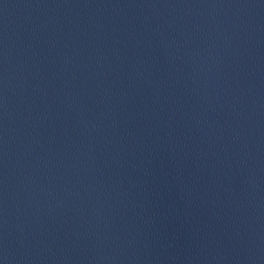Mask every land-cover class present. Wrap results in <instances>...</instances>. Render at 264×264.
<instances>
[{
	"label": "water",
	"instance_id": "1",
	"mask_svg": "<svg viewBox=\"0 0 264 264\" xmlns=\"http://www.w3.org/2000/svg\"><path fill=\"white\" fill-rule=\"evenodd\" d=\"M0 264H177L93 0H0Z\"/></svg>",
	"mask_w": 264,
	"mask_h": 264
}]
</instances>
